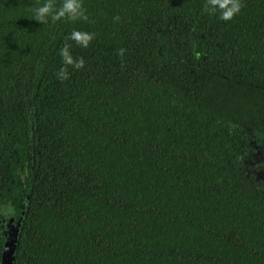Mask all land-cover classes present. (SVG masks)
Instances as JSON below:
<instances>
[{
    "label": "trees",
    "instance_id": "1",
    "mask_svg": "<svg viewBox=\"0 0 264 264\" xmlns=\"http://www.w3.org/2000/svg\"><path fill=\"white\" fill-rule=\"evenodd\" d=\"M243 2L224 22L205 0H84L93 23L44 25V0H0V264L8 222L11 264H264L242 157L264 134V0ZM73 29L96 39L68 41L86 66L61 83Z\"/></svg>",
    "mask_w": 264,
    "mask_h": 264
},
{
    "label": "clouds",
    "instance_id": "2",
    "mask_svg": "<svg viewBox=\"0 0 264 264\" xmlns=\"http://www.w3.org/2000/svg\"><path fill=\"white\" fill-rule=\"evenodd\" d=\"M243 0H205L202 8L203 14L216 16L224 22L232 21L244 9ZM34 20L46 25L51 21L57 23L64 21L66 23H93L88 15L84 5V0H60L59 6L57 0H44L43 4L32 9ZM114 21L120 20L119 16L113 18ZM96 39V34L79 29H73L66 37L64 45L60 48L58 55L62 60V67L56 72V79L61 83L71 78L70 69L73 71L83 70L86 66V61L83 56L74 57L72 53V43L77 47L88 48ZM127 49L120 48L117 50V55L121 60V67H124V58ZM6 250V249H5Z\"/></svg>",
    "mask_w": 264,
    "mask_h": 264
},
{
    "label": "rangeland",
    "instance_id": "3",
    "mask_svg": "<svg viewBox=\"0 0 264 264\" xmlns=\"http://www.w3.org/2000/svg\"><path fill=\"white\" fill-rule=\"evenodd\" d=\"M264 135V134H263ZM263 135H259V141L261 140V137ZM257 141H251L250 143V147L251 151L249 152V149L247 151L248 155L244 158L245 162H249V166L254 165L256 166V171L258 172L259 176L262 177L264 179V153L260 154L261 157H263V160L261 162H256V159L258 158V152H254L253 149H256L257 145ZM257 150V149H256ZM260 165V166H258ZM259 178V179H262ZM16 225L13 222H8L5 226H3V237L5 238V242H4V247H3V252H4V259L3 261H1V264H9L10 259H11V250H10V243L13 240L14 235L16 234ZM4 248H6V250H4Z\"/></svg>",
    "mask_w": 264,
    "mask_h": 264
},
{
    "label": "flooded vegetation",
    "instance_id": "4",
    "mask_svg": "<svg viewBox=\"0 0 264 264\" xmlns=\"http://www.w3.org/2000/svg\"><path fill=\"white\" fill-rule=\"evenodd\" d=\"M255 137V136H254ZM257 141V140H256ZM258 146L256 147V149H253L254 152H258V158L256 159V162H261L263 160V157H261V153L263 154L264 153V144L262 143H259L257 144ZM250 147V144L248 145V147L245 149L244 153L242 154V157H243V160H244V163H245V170H246V174L250 175V179H255L258 183L260 184H264V179L262 177L259 176L258 172L256 171V166L254 165H251L249 166V162H245V157L248 155L247 151ZM251 151V148L249 149V152ZM260 166V165H258ZM264 171V170H263ZM259 178H262V179H259Z\"/></svg>",
    "mask_w": 264,
    "mask_h": 264
},
{
    "label": "water",
    "instance_id": "5",
    "mask_svg": "<svg viewBox=\"0 0 264 264\" xmlns=\"http://www.w3.org/2000/svg\"><path fill=\"white\" fill-rule=\"evenodd\" d=\"M14 247H15V235H14V237H13L12 242L10 243L11 259H10L9 264H11V261H12V255H13V253H14ZM5 249H6V248H4V250H5ZM4 257H5L4 252H2V260H1V261H3Z\"/></svg>",
    "mask_w": 264,
    "mask_h": 264
}]
</instances>
